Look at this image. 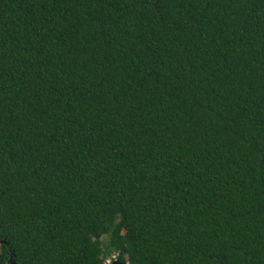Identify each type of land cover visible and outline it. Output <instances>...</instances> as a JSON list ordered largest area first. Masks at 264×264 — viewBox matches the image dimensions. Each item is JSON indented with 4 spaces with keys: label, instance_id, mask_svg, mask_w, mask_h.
Wrapping results in <instances>:
<instances>
[{
    "label": "trees",
    "instance_id": "1",
    "mask_svg": "<svg viewBox=\"0 0 264 264\" xmlns=\"http://www.w3.org/2000/svg\"><path fill=\"white\" fill-rule=\"evenodd\" d=\"M113 254L264 264V0H0V264Z\"/></svg>",
    "mask_w": 264,
    "mask_h": 264
},
{
    "label": "rangeland",
    "instance_id": "2",
    "mask_svg": "<svg viewBox=\"0 0 264 264\" xmlns=\"http://www.w3.org/2000/svg\"><path fill=\"white\" fill-rule=\"evenodd\" d=\"M101 240H102V242H103L104 244H106V242H107V238H106V237H103ZM114 260H117L115 254H113L110 258H107V259L104 261L103 264H112V262H113ZM124 260H125V262L127 261V256L124 257Z\"/></svg>",
    "mask_w": 264,
    "mask_h": 264
},
{
    "label": "water",
    "instance_id": "3",
    "mask_svg": "<svg viewBox=\"0 0 264 264\" xmlns=\"http://www.w3.org/2000/svg\"><path fill=\"white\" fill-rule=\"evenodd\" d=\"M112 264H124V263L121 262V261H119V260L117 259V260H114V261L112 262Z\"/></svg>",
    "mask_w": 264,
    "mask_h": 264
}]
</instances>
